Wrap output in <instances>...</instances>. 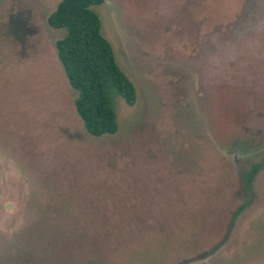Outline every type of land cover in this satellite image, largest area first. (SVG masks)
Here are the masks:
<instances>
[{
  "label": "rangeland",
  "instance_id": "374dc122",
  "mask_svg": "<svg viewBox=\"0 0 264 264\" xmlns=\"http://www.w3.org/2000/svg\"><path fill=\"white\" fill-rule=\"evenodd\" d=\"M59 1L0 0V264H264V0L94 6L137 88L102 136Z\"/></svg>",
  "mask_w": 264,
  "mask_h": 264
},
{
  "label": "trees",
  "instance_id": "16d2710c",
  "mask_svg": "<svg viewBox=\"0 0 264 264\" xmlns=\"http://www.w3.org/2000/svg\"><path fill=\"white\" fill-rule=\"evenodd\" d=\"M106 0H60L48 23L65 28L56 42L58 56L70 84L77 90L76 110L86 130L94 136L119 130L115 98L133 105L137 88L119 65L113 44L102 32V19L94 6ZM256 166L253 167L255 173ZM249 174L247 182L251 181Z\"/></svg>",
  "mask_w": 264,
  "mask_h": 264
},
{
  "label": "flooded vegetation",
  "instance_id": "af4514ba",
  "mask_svg": "<svg viewBox=\"0 0 264 264\" xmlns=\"http://www.w3.org/2000/svg\"><path fill=\"white\" fill-rule=\"evenodd\" d=\"M151 1H154V4L156 2H159L160 7L162 8V11H161V14L160 15H163V14H166L167 15V14H169V12L168 13L165 12V8L163 7L164 5L167 6L166 5V2L164 0H151Z\"/></svg>",
  "mask_w": 264,
  "mask_h": 264
}]
</instances>
